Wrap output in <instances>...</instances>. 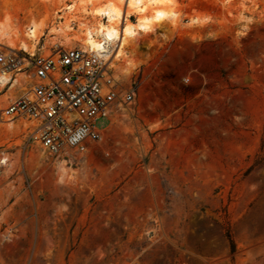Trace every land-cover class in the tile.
Returning <instances> with one entry per match:
<instances>
[{
  "label": "rangeland",
  "instance_id": "374dc122",
  "mask_svg": "<svg viewBox=\"0 0 264 264\" xmlns=\"http://www.w3.org/2000/svg\"><path fill=\"white\" fill-rule=\"evenodd\" d=\"M88 1L0 0V47L54 53L96 6L125 10ZM173 1L111 64L136 95L86 151L0 123V264H264V0Z\"/></svg>",
  "mask_w": 264,
  "mask_h": 264
},
{
  "label": "built area",
  "instance_id": "2783aa9c",
  "mask_svg": "<svg viewBox=\"0 0 264 264\" xmlns=\"http://www.w3.org/2000/svg\"><path fill=\"white\" fill-rule=\"evenodd\" d=\"M111 50L97 53L74 46L32 55L0 47V96L5 97L0 123L23 131L53 157L86 151L102 139L97 122H111L136 95L133 88L116 91Z\"/></svg>",
  "mask_w": 264,
  "mask_h": 264
},
{
  "label": "bare ground",
  "instance_id": "6f19581e",
  "mask_svg": "<svg viewBox=\"0 0 264 264\" xmlns=\"http://www.w3.org/2000/svg\"><path fill=\"white\" fill-rule=\"evenodd\" d=\"M92 1L89 0L88 2ZM120 1V3L125 2L124 11L122 6L109 2V4L103 6H94L95 8L88 12L91 17L89 19L80 20L77 23L71 20L73 24L78 26V36L75 35L76 37L70 36L71 32L75 30L68 25V21L66 23L68 26L63 30V35L66 37L68 44L72 47H80L85 51L97 53L105 52L107 47H111V63L121 62L128 58L127 47L140 33L148 34L168 21L177 22L179 19L178 13L173 9V0ZM135 15L137 16L136 20L131 21L130 18ZM206 20V18L193 19L195 23ZM27 37L34 43L35 39L37 40L39 37L37 28H31ZM30 46L23 41L18 49L25 50L32 55L36 54L35 51H29ZM126 66L128 68L132 67L130 61L126 62Z\"/></svg>",
  "mask_w": 264,
  "mask_h": 264
},
{
  "label": "trees",
  "instance_id": "16d2710c",
  "mask_svg": "<svg viewBox=\"0 0 264 264\" xmlns=\"http://www.w3.org/2000/svg\"><path fill=\"white\" fill-rule=\"evenodd\" d=\"M226 237H227V241L229 243L230 251L232 253H234L236 251V247H235V244H234V241L232 239L231 234L230 233H227Z\"/></svg>",
  "mask_w": 264,
  "mask_h": 264
},
{
  "label": "crops",
  "instance_id": "0c3cea01",
  "mask_svg": "<svg viewBox=\"0 0 264 264\" xmlns=\"http://www.w3.org/2000/svg\"><path fill=\"white\" fill-rule=\"evenodd\" d=\"M205 23H206V24H207V23L209 24V20H207Z\"/></svg>",
  "mask_w": 264,
  "mask_h": 264
}]
</instances>
